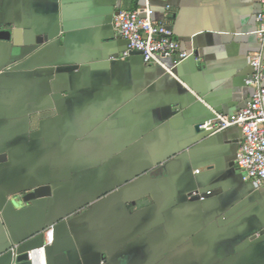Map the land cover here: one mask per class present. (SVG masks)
<instances>
[{
  "label": "crops",
  "instance_id": "0c3cea01",
  "mask_svg": "<svg viewBox=\"0 0 264 264\" xmlns=\"http://www.w3.org/2000/svg\"><path fill=\"white\" fill-rule=\"evenodd\" d=\"M144 3L0 0V264H264V185L215 131L252 97L260 0H151L194 51L176 77L114 26Z\"/></svg>",
  "mask_w": 264,
  "mask_h": 264
},
{
  "label": "built area",
  "instance_id": "2783aa9c",
  "mask_svg": "<svg viewBox=\"0 0 264 264\" xmlns=\"http://www.w3.org/2000/svg\"><path fill=\"white\" fill-rule=\"evenodd\" d=\"M144 1L137 9L118 10L114 15V26L127 41L128 49L139 51L147 65L160 66L176 77L175 68L194 51L183 49L174 29L166 21L155 18L151 0ZM260 3L261 9L255 18L260 47L248 56L252 72L245 79V84L254 89L252 97L235 114L215 112L216 132L233 126L241 128L242 141L235 162L256 185H264V0ZM166 8L169 10L171 6ZM46 238V245L54 243L53 227L46 230ZM44 250L45 247L37 249L40 257L44 258ZM34 256V251H28L29 261L32 262Z\"/></svg>",
  "mask_w": 264,
  "mask_h": 264
},
{
  "label": "water",
  "instance_id": "95a60500",
  "mask_svg": "<svg viewBox=\"0 0 264 264\" xmlns=\"http://www.w3.org/2000/svg\"><path fill=\"white\" fill-rule=\"evenodd\" d=\"M125 40V39H124ZM126 41V40H125ZM127 42V41H126ZM128 44V43H127ZM134 51V50H132ZM194 55V54H193ZM6 157L5 155H1L0 156V160H4ZM49 187L47 186H42V187H38L37 189H35L34 191H32L31 193H29L26 197L27 200H30V199H33V198H36V197H43V196H46L49 194ZM210 194H212L211 192L210 193H204V194H199L197 195V198H202V197H206V196H209ZM18 253V251H16ZM20 258H26L27 260V264H31L30 261L28 260V252L25 253V255L23 256H20ZM18 264V263H17Z\"/></svg>",
  "mask_w": 264,
  "mask_h": 264
}]
</instances>
